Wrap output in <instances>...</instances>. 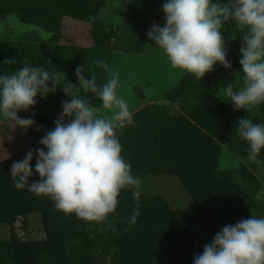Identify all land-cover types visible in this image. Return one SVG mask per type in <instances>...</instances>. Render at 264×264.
<instances>
[{
  "label": "trees",
  "instance_id": "1",
  "mask_svg": "<svg viewBox=\"0 0 264 264\" xmlns=\"http://www.w3.org/2000/svg\"><path fill=\"white\" fill-rule=\"evenodd\" d=\"M104 6L98 0H0V19L15 14L22 23L52 34L49 43L58 41L64 18L84 21L90 25L93 44L109 48L116 31L100 17ZM24 39L39 41V36ZM223 39L231 68L217 64L201 80L185 73L163 94L164 101L179 103V110L145 106L132 111L136 126L118 133L122 155L133 173L141 181L148 176L176 177L196 215L172 210L162 196L141 195L140 215L131 225L129 217L137 208L131 190L121 191L116 211L102 224L65 215L48 197L14 187L10 170L17 154L0 147V225L10 227L9 239L0 241V264H193L225 225L264 217V200L256 198L261 184L254 173L245 166L237 171L217 168L222 146L228 143L240 157H248V144L235 130L239 118L264 123L243 109L233 111L230 101L212 103L221 75L235 73L241 66V56L232 51L236 42ZM11 127L19 128L15 123ZM3 129L0 125V132ZM257 159L264 161V150ZM35 162L34 158L30 183L40 179ZM31 213L40 215L45 238L20 241L12 227L19 217L26 219Z\"/></svg>",
  "mask_w": 264,
  "mask_h": 264
},
{
  "label": "clouds",
  "instance_id": "2",
  "mask_svg": "<svg viewBox=\"0 0 264 264\" xmlns=\"http://www.w3.org/2000/svg\"><path fill=\"white\" fill-rule=\"evenodd\" d=\"M163 26L153 23L146 35L154 41L173 68H179L201 80L217 64L232 67L221 35L226 22L247 29L239 49L243 84L222 88L223 99L233 111L264 103V0H165ZM14 64L15 60L5 61ZM95 64L109 71V65L97 59ZM80 93H64L70 100L62 102V112L55 127L40 139L42 147L30 150L22 160L12 164L10 176L14 187L48 197L56 210L75 214L89 222L103 223L118 206L122 190H131L137 208L129 217L134 225L140 215L141 179L123 155L118 133L136 121L126 100L118 94L119 77L113 75L102 86L95 76L86 78L84 66L75 70ZM60 76L43 65L23 67L0 74V118L10 120L24 130L35 121L20 118L59 87ZM95 94L101 104L94 106L86 98ZM66 118L67 122H66ZM235 130L248 144V159L257 164L264 150V123L250 117L239 118ZM36 156L35 173L39 181L30 183ZM109 227H111L109 225ZM193 264H264V217L251 216L222 227L194 257Z\"/></svg>",
  "mask_w": 264,
  "mask_h": 264
},
{
  "label": "crops",
  "instance_id": "3",
  "mask_svg": "<svg viewBox=\"0 0 264 264\" xmlns=\"http://www.w3.org/2000/svg\"><path fill=\"white\" fill-rule=\"evenodd\" d=\"M104 2V4L107 3V6L105 5L103 9L112 13L113 20L120 19V22L116 21L117 38L110 43L109 48L88 46L85 41L83 42L82 40H79L75 32H72L74 34L70 36V38H67L65 30L60 34L56 43H49V38L42 39V37H39V41L32 40L30 42L28 39H24L27 38L25 37L26 33L16 39L7 36L0 37V74H3L5 71L11 73L16 69L23 67L24 62L27 61L30 66L43 65L48 68L50 72L60 76L58 82L59 87L54 94L50 93L46 98L38 97L37 104L34 107L29 108L27 111L22 110L18 112L20 118L31 117L35 121V124L27 130L22 129L21 127L17 130L12 129V127L9 129L17 133V135H28L30 137L31 147L27 152L42 147L39 144L40 135L43 137L47 131H49V126L53 124L55 118L62 112V102L66 101L68 97L64 91L67 90L69 93L82 92L75 74V70L78 66H84L86 78H90L88 74L93 75L95 73L94 75L96 76L97 83L102 86L106 82V77H109L110 79V76H105L107 75L105 74V82L100 81L98 79L99 74L96 75V73H98V71L100 72L101 68L95 64V61L97 59L102 60V57L106 55L108 61H110L112 58L111 56L114 54L115 56L117 55L119 59L122 58L121 53H115L116 51H113V48L120 39H124L125 37L127 39V47H124L120 52L124 51V54L129 53L127 48L133 46V49L130 50L133 51V53L125 55L124 57L139 54L145 55L149 48L155 50V55H161L162 51L155 48L156 45L154 41L149 40L146 33L154 22L161 26L164 25L165 14L162 12V5L165 0H104ZM222 2L227 3V0H222ZM119 14L122 16L121 18L117 16ZM5 19L6 18L3 17L0 20ZM74 22L79 23L76 21ZM224 27H232L234 29L236 46L232 51L241 56L239 49L243 42V35L247 33V29L236 27L235 22L233 21L226 22L222 28ZM130 28L132 29L128 30ZM68 40L72 42H68ZM145 44H147L146 47H143ZM151 44H154V46L147 48V46H150ZM87 57H91V59ZM12 59L15 60L14 64L5 63V61ZM185 73L187 72L179 69V74L181 75L176 74L177 79L182 77ZM164 74L168 76L165 71ZM242 75L243 72L241 66L235 73H224L221 75L219 92L221 91V86L225 84L224 81H226V85L233 83L234 87H241L243 84ZM132 79V76L129 78L125 73L121 76V80H119L118 94L122 95L130 109L137 110L141 107L138 105L140 101L138 100V102H135L133 107L130 99L127 100L128 93L126 92H129L130 88H132L131 86H133ZM122 91L123 93H121ZM88 95L91 97L86 98L91 104L94 106H99L101 104V101L96 95L95 97L93 95V98L92 93H89ZM217 95L212 99V103L214 104H219L224 101V97H220L219 100L216 101L215 98ZM243 111L246 115L259 117L264 120V103L249 106L247 111L244 109ZM13 123L14 122L10 120L0 118V125L5 127V131H8V128H10ZM233 150L234 149L231 150L227 145H223L220 156L225 152H229L232 156L238 157ZM25 155L15 156L13 163L22 160ZM220 156L217 162V168H219ZM33 158L36 159V156L34 155Z\"/></svg>",
  "mask_w": 264,
  "mask_h": 264
},
{
  "label": "rangeland",
  "instance_id": "4",
  "mask_svg": "<svg viewBox=\"0 0 264 264\" xmlns=\"http://www.w3.org/2000/svg\"><path fill=\"white\" fill-rule=\"evenodd\" d=\"M98 1L104 2V0H98ZM105 5L107 6V3ZM120 14L117 16L121 18L122 16H120ZM100 17H102V20L105 24H111L114 26V29L116 31L115 32L116 33L115 39H116L117 38L116 24L117 22H120V19L113 20L112 13L107 12L104 9L103 11H101ZM90 29L91 28L89 23L84 21L75 23L74 19L71 18H64L61 24V33L63 32V30H65L67 33V38H70V36L74 34L72 32H75L79 40H82L83 42L85 41L86 45L88 46L91 45L92 47H96L89 36ZM131 29L132 28L128 30ZM25 33H26L25 37L29 36V37H33V39L34 37L37 36H39L40 38L42 37V39L51 38L53 36L52 34L47 33L46 31H43L37 27L28 26L22 23L18 18V16L15 14L9 16L5 20H0V37L7 36L16 39L20 36H23ZM221 35L222 37L226 36V38L229 39L232 38L236 42L235 32L232 27L222 28ZM126 41H127L126 37L124 39H120L113 48V51L114 52L116 51L115 53L122 54V58L119 59L118 56L117 55L115 56L114 54L113 56H111L112 58L110 59V61H108L106 57L107 55L102 57V60H104L109 65V71H105L104 69L101 68V71L100 72L98 71V73H96V75L99 74L98 79L100 81L105 82L104 80L105 76H110L111 78L113 75H118L119 80H121V76L125 73V75L129 76V78L131 76L133 78L132 79L133 86H131L132 88H130L129 92H126L128 93L127 100L130 99L133 107L135 102H138L139 100L140 103L138 105L141 106V107L139 106L140 109L148 105L156 104L167 107L169 106L172 110L173 109L179 110V106H180L179 103L170 104L169 102L164 101L163 99V94L169 91L170 89H172L173 87H175V85L181 79V77L177 79L176 76V74L177 75L179 74V68H173L163 52L161 53V55L160 54L155 55L154 54L155 50L152 48L147 49V53L145 55L139 54V55H130L128 57H124L125 55H129L133 53V51H130L131 49H133V46L127 48L129 53L124 54V51L120 52L121 50H123L124 47H127ZM68 42H72V41L68 40ZM146 45L147 44H145L143 47H146ZM152 46H154V44L147 46V48ZM87 58L91 59V57H87ZM164 71L168 74L169 77L164 74ZM106 78H107L106 79L107 82V80H109V77ZM224 82L225 84L221 86L222 88L228 85V84L226 85V81ZM222 88L219 94L217 95V97L215 98L216 101H218L220 97H223ZM136 92L138 93V95ZM121 93H123V91ZM93 95L95 97V94H92V98ZM87 97L90 98L91 96L87 95ZM68 100H70L69 96L67 97L66 101ZM190 102L192 103V101ZM140 109L137 110L130 109V110L138 111ZM59 115L55 118L53 124L49 126V131L55 127V121L59 117ZM67 119L68 118H66V122ZM9 129H11V126L10 128H8V131L7 130L5 131V127H4L3 131L0 132V147L7 149L8 151L7 153L13 151V153H16L17 155L22 154L23 151L29 150L31 147L30 137L28 135L25 136L21 134L17 135V133L15 132H10ZM40 136L42 137V135ZM2 142H4L3 145ZM226 145L231 150L234 149L233 151L236 153L232 143H228ZM220 157L221 158L219 161L218 170L237 171L241 166H245L250 171H252L261 184L259 187L260 190L256 194V198L259 201L264 200V165L262 163L257 164L254 161H250L247 157H240L239 155L238 157L232 156L229 152L223 153L222 156ZM139 190L142 193V195L145 197L151 198L155 195L162 196L172 210H181L189 215H196L193 201L187 195L184 188L182 187V185L180 184V182L177 180L176 177L165 176V175L148 176L141 181ZM12 228L17 238L20 241H41L45 238L40 215L38 213H31L26 217V219L19 217ZM9 237H10V227L0 225V241L8 240Z\"/></svg>",
  "mask_w": 264,
  "mask_h": 264
}]
</instances>
